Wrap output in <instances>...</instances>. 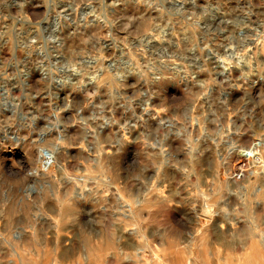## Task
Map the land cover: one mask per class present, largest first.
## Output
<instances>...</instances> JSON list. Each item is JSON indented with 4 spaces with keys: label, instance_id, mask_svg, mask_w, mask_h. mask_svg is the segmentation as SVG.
Segmentation results:
<instances>
[{
    "label": "clouds",
    "instance_id": "clouds-1",
    "mask_svg": "<svg viewBox=\"0 0 264 264\" xmlns=\"http://www.w3.org/2000/svg\"><path fill=\"white\" fill-rule=\"evenodd\" d=\"M0 264H264V0H0Z\"/></svg>",
    "mask_w": 264,
    "mask_h": 264
}]
</instances>
